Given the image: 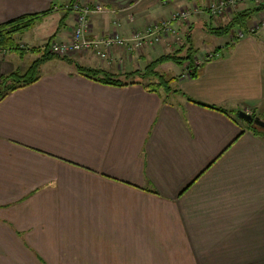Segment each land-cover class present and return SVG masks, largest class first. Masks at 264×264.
<instances>
[{"label": "crops", "instance_id": "0c3cea01", "mask_svg": "<svg viewBox=\"0 0 264 264\" xmlns=\"http://www.w3.org/2000/svg\"><path fill=\"white\" fill-rule=\"evenodd\" d=\"M210 1L0 0V26L34 18L17 41L41 55L70 39L77 14L68 6L129 9L134 23L117 18L123 37L187 9L189 24L173 28L193 36L231 20L201 12ZM114 20L91 15L86 39L114 33ZM262 21L264 11L249 26ZM223 40L193 44L196 57L217 50L195 77L186 66L158 67L176 93L125 76L178 49L172 40L131 56L113 47L104 60L53 59L13 92L8 85L40 55L0 51V264H264V137L237 121L239 112L264 120V29Z\"/></svg>", "mask_w": 264, "mask_h": 264}, {"label": "trees", "instance_id": "16d2710c", "mask_svg": "<svg viewBox=\"0 0 264 264\" xmlns=\"http://www.w3.org/2000/svg\"><path fill=\"white\" fill-rule=\"evenodd\" d=\"M65 11H67L66 13H68L69 8ZM263 11H264V3L258 7L247 8L244 11L237 13L226 24V26L218 27V28L209 27L206 30L208 31L209 34L215 37H222V36L230 35L231 33H233L234 29L246 31L247 27L249 26V23L253 21V18L256 15L261 14ZM30 18L31 17H22V18L16 19L14 21L8 22L0 26V51L3 50V51H8V52H16L20 56H22L24 53H31V54L38 55L41 52L40 51L41 49L23 50L20 48L19 43L17 41V37L19 35L24 34V32L28 31L32 27L34 18H31V19ZM44 50H45L44 51L45 53H42L41 55L39 54L40 57L31 64L28 74L23 75V76L16 75L17 79L14 80L13 82L14 85L8 89V92H13L19 87H23V86H26L28 84L35 82L38 78L37 70L44 62H47L53 59H59V60L67 59V58H59L47 52L46 49ZM197 53L198 52L196 49H194V46L192 43V35L191 33L188 32L185 34L184 41L181 44V47L177 49V51L164 54L158 57L157 59L147 63L145 69L141 72L135 71L125 76L140 79L141 81L138 84H141L142 87L146 89L147 91L157 93L159 90H163L168 93L169 92L176 93L177 91L172 90L170 87V84L173 82L174 78L166 79L163 75L158 73V70H157L158 67L164 64H172L178 67H183L184 65L187 64L189 67H191L190 77H195L197 67L193 65V60H194V57L197 55ZM211 54L214 57H216L217 50H215ZM77 71L80 75L93 79L97 82L103 83L105 85L125 86V84H123L120 81V79L114 75H108L105 73H100L98 71L84 69L80 67L78 68ZM6 83H7V79L4 80V84ZM189 101L197 105L211 109V110H215L221 113H226V111L220 108H217V107L205 106V105L196 103L192 100H189ZM251 116L256 117L255 115H251ZM259 120L264 122V120L262 119H259ZM237 121L240 124L245 125L246 129L250 131L252 134L258 135L260 137H264L263 128L255 125L252 122L248 123L240 119H238Z\"/></svg>", "mask_w": 264, "mask_h": 264}, {"label": "built area", "instance_id": "2783aa9c", "mask_svg": "<svg viewBox=\"0 0 264 264\" xmlns=\"http://www.w3.org/2000/svg\"><path fill=\"white\" fill-rule=\"evenodd\" d=\"M240 3H249L252 7H258L264 3V0H211L205 9H201V12H206L211 17L217 18L226 13L232 15L237 12V7ZM69 8V12H75L77 14L75 27L72 30L70 39L64 43L53 42L49 46V53L59 58H69L75 53L91 52L94 53L98 58L104 60L107 52L113 47L127 49V53H135L141 49L148 47H155L159 45L169 35H175V42H180V38L177 37L175 31L172 29L171 24L181 22L187 24L192 11L180 10L172 14L171 18L167 21H160L151 24L141 30H135L131 33L130 37H123L118 30L121 28L122 22L118 20L120 14H125L128 23H134L135 16L129 9L125 11H117L107 9L100 5L87 6L75 4ZM110 14L115 17L113 21L114 35L102 40H89L85 37V32L88 28V18L91 15H106ZM264 29V21L251 24L247 27L246 31H237L236 38L242 39L246 35H254L260 30ZM203 56L195 57L193 65L195 67L200 66L202 63L211 60L214 56L211 53H205ZM196 59L199 61L196 62ZM190 70L188 71V77L190 76Z\"/></svg>", "mask_w": 264, "mask_h": 264}, {"label": "rangeland", "instance_id": "374dc122", "mask_svg": "<svg viewBox=\"0 0 264 264\" xmlns=\"http://www.w3.org/2000/svg\"><path fill=\"white\" fill-rule=\"evenodd\" d=\"M182 10H187V9H182ZM238 12H236V13H233L232 15H231V19H232V16H234V15H236ZM172 16V15H171ZM171 18V17H170ZM169 18V19H170ZM214 18V17H213ZM218 18V17H217ZM135 19H136V17H135ZM168 19V20H169ZM167 21V20H166ZM173 24L174 23H172L171 24V27H172V29L175 31V33H176V35H177V37H179L180 38V42L179 43H177V44H175V43H173V44H175L174 46L176 47V48H178V47H181V44L183 43V41H184V37H185V34L186 33H179L178 32V30H176V29H174L173 28ZM182 24V23H181ZM187 24H189V21H188V23ZM184 25V24H183ZM224 25H222L221 27H223ZM226 26V25H225ZM238 31V30H237ZM72 34V33H71ZM115 33H110V34H108L107 36H105V37H101V38H98L97 40H102V39H104V38H108V37H111V36H113ZM236 35H237V32L236 33H231L230 34V36L231 37H236ZM224 37L225 36H222V37H215V36H213V35H211V34H209V33H207V31L206 30H197L196 31V33H193V36H192V43L194 44V46L195 47H197V48H201V49H209V48H213L214 46L215 47H219L220 45H222L223 43V39H224ZM175 35H169V36H167L166 38H165V40H167V41H170V40H172V42H173V40H174V42H175ZM163 42V41H162ZM161 42V43H162ZM160 43V44H161ZM159 44V45H160ZM158 46V45H157ZM213 46V47H212ZM116 48V47H115ZM148 48H153V47H148ZM111 50V49H110ZM109 50V51H110ZM121 50H124V51H127V49H124V48H121ZM174 51H177V49H174L172 52H174ZM128 52V51H127ZM172 52H170V53H172ZM206 52H203L202 54H203V56L204 55H206L205 54ZM130 56H131V54H133V53H128ZM201 54V55H202ZM200 55V54H199ZM196 57V56H195ZM194 57V58H195ZM98 58V57H97ZM197 61H199L198 59H196V62ZM184 66H186V70H189L188 69V65L186 64V65H184ZM176 67H178V66H176ZM189 68H191V67H189ZM166 79H168V78H170L172 75H170L171 73H168V72H162L161 73ZM13 84L11 83V84H9L8 85V88H10L11 86H12Z\"/></svg>", "mask_w": 264, "mask_h": 264}, {"label": "water", "instance_id": "95a60500", "mask_svg": "<svg viewBox=\"0 0 264 264\" xmlns=\"http://www.w3.org/2000/svg\"><path fill=\"white\" fill-rule=\"evenodd\" d=\"M237 118L248 123H254L255 125L264 129V122L260 121L258 117H252L250 114L245 112H239Z\"/></svg>", "mask_w": 264, "mask_h": 264}]
</instances>
